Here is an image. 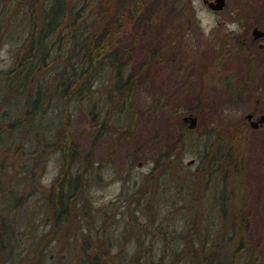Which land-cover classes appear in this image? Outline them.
Listing matches in <instances>:
<instances>
[{
	"label": "rangeland",
	"instance_id": "obj_1",
	"mask_svg": "<svg viewBox=\"0 0 264 264\" xmlns=\"http://www.w3.org/2000/svg\"><path fill=\"white\" fill-rule=\"evenodd\" d=\"M14 1L0 0V6L7 8L10 5L7 20L15 19ZM190 5L193 17L191 30H187V26L181 28V24L187 21L186 17L176 18L175 13L179 11L180 14L182 10H166L167 19L163 22L169 25L167 29L161 30L162 42L153 48L163 47L167 60L154 64V71L149 78L143 76L148 79L140 81L132 108L121 107L125 100L112 99L109 93L104 92L107 88L103 87L107 83L101 81L106 79L105 74H102L95 83L96 91L86 102L72 103V109L67 111L65 108L69 107V103L66 105L63 100L47 106L42 119L46 123H43L40 131L41 137L45 135L46 140L39 154L30 153V143L24 147L21 143L14 144L11 147L13 151L9 153L0 145V163L6 158L8 166L3 190L13 191L10 180L15 185L20 183L21 186H16L15 192L20 193L25 205L20 211L22 220L18 218V221L21 222L20 231L26 233L27 237L12 257L0 258V264L34 263L37 256L33 249L34 242L41 247L39 264H87L82 259L85 256V244L91 242L95 248L97 242L93 236L99 234V230H106L105 234L113 237L112 253L127 256L137 253L143 264H151V244L155 253L164 250L169 254L173 250L174 243L170 244V237L167 236L172 235L169 232L172 229L184 234L187 227L199 229L202 219H205L207 228L213 232L219 231L220 219L215 216L217 206L209 208L212 209V218L206 219V208L209 206L204 203L210 200V195L205 194L207 186L201 185L197 178L200 154L207 143H215L210 139L215 141L218 135L233 136L237 141L239 157L236 160L247 167L248 177L256 182V189H263L264 202V122L255 128L251 119L247 118L252 113V120L258 121L264 115V0H226L221 10L210 8L203 0H190ZM126 7L128 9L130 3L126 2ZM17 11H20V17H26V10L20 5ZM120 11L114 9V14ZM0 17V23L4 24V11ZM7 27L13 29L15 25L9 24ZM255 29L263 31V35H255ZM3 30L0 37V69L5 71L13 64V50L19 38L16 31L9 35L4 27ZM120 31L115 43L130 42L131 34L136 31L139 34L146 33L133 18L125 20ZM154 32H148L145 38L137 41L135 57L130 58L136 65H140L142 55L147 53L148 58L152 57L146 45L150 44H147V39ZM160 97L172 102L170 108L174 113L152 106ZM94 103L99 107L98 110L93 108L95 114L91 112ZM196 108L198 112L193 111ZM156 109L158 113L154 112ZM190 115L197 118L194 128L190 127V119L184 120L185 116ZM118 119L122 120L125 128H121ZM181 123L188 128L189 136L183 147L186 151L182 152L181 163L176 169L178 175L169 181L170 178H165L166 173L161 174L159 168L154 172V180H147L148 173L156 164L154 158L160 149L166 147L167 150L171 146L172 137L180 133ZM58 132H61L62 137L69 133L81 155H86L93 148L95 158L91 174L83 180L86 188L81 192L82 198L87 195L89 201L83 198L85 202L82 205L78 202L79 207H74L70 217L61 221L59 228H54L53 214L45 203L49 189L66 169V161L55 143ZM32 158L37 160L35 168H31L34 178L26 183L23 181L26 174L23 166L27 160L33 162ZM67 166L73 174L77 167L82 168L84 164L74 160L68 162ZM185 174L191 176V190L185 187L179 195ZM150 183L155 189L149 188ZM164 187L167 189L162 197L166 199L162 202L160 191ZM156 189V200L161 201L151 207L147 201L154 193L151 190ZM139 196H142L141 200ZM189 204L192 205L190 209ZM182 213H186V219ZM82 222L85 229L90 224L87 232L83 230ZM161 223L164 225L161 226ZM45 234L46 238L41 239ZM88 234L91 235L87 238ZM185 240L181 236L179 249L184 247ZM119 257L113 263L119 264Z\"/></svg>",
	"mask_w": 264,
	"mask_h": 264
},
{
	"label": "trees",
	"instance_id": "obj_2",
	"mask_svg": "<svg viewBox=\"0 0 264 264\" xmlns=\"http://www.w3.org/2000/svg\"><path fill=\"white\" fill-rule=\"evenodd\" d=\"M126 2L130 3L128 9ZM126 2L123 0H16L14 20H7L10 16V5L7 8L0 6V13L4 11L6 19L4 24L0 23L2 24L0 37L1 33H4V27L6 34L10 35L12 31H16L17 39L19 38L13 50V64L5 71L0 69V145L4 146L6 152H12L11 147L14 144L21 143L24 147L30 143L32 148L30 153L39 154L46 140L45 135L41 137L40 131L43 123H46L42 119L47 112V106L49 107L52 102L60 103V100H63L66 105L69 103V107L65 108L67 111L77 102H86L96 91L95 83L102 74H105L106 79L101 81L107 83L103 87L107 88L104 92L109 93L112 99L125 100V104L121 107L132 108L140 89V81L147 80L151 76L154 64H159L160 60H167L166 52L162 51L163 47L156 50L153 48L162 42L161 30L167 29L169 25L163 22L167 19L166 10L169 8L183 11V14H179V11L175 13L176 18H187V21L181 24L182 29L187 26L186 29L191 30L193 17H191L190 0H126ZM19 5L26 10L27 15L24 18L20 17V11H17ZM114 9L119 11L122 9V12L114 14ZM130 18L135 19L146 33L139 34L136 31L131 34L130 42L115 43L114 41L121 34L120 28L123 22ZM9 24H14L15 28H8ZM153 30L155 34L148 37L147 44L149 42L150 44L146 45L152 57L148 58L146 53L140 57V65H136L135 61L130 59L135 57L137 50L135 45ZM161 98H158L152 106L174 113L175 111H171L170 108L172 102L169 103L166 97ZM93 106L92 113H94L93 108L97 110L99 108L95 103ZM193 111L199 110L196 108ZM154 112L158 113V109ZM117 121L122 122L120 119ZM101 126L102 129L103 125ZM120 126L125 128L122 123ZM179 129L180 133L172 137L171 146L167 150L166 147L160 149V153L154 158L156 164L152 166L150 174L148 173L147 180L148 178L154 180V172L159 168L161 174L166 173L165 178H170L169 181L176 176L178 163L182 160V152L186 151L183 147L186 146L189 136V130L184 123L180 124ZM66 134L62 137L61 132H58L55 142L66 161V169L65 172H61L46 194L45 205H48L53 214L54 228H59L61 221L70 217L75 210L74 207H79L78 202L82 205L84 199L89 201L87 195L82 198L81 192L86 188L83 184L84 178L86 179L94 168L93 148L86 155H81L79 148L73 143L72 136ZM213 140L210 139L215 143L210 145L207 143L200 154L197 178L201 185L207 186L205 194L210 195V200L204 203L209 206L208 209L206 208V219L212 218V209L210 211L209 208L217 206L215 216L216 219H220L219 231L213 232L207 228L205 219H202V224L197 230L187 227L185 235L172 229L169 231L172 235L167 236L170 237V244L174 243L173 250H170L169 254L164 250L155 253L151 244V255H149L153 260L151 264H264V202L261 193L263 189L259 191L256 189V182H252L248 177L247 167L240 165L236 160L239 156L236 151L237 141L233 136L218 135L215 141ZM33 148L36 150L33 151ZM74 160L82 161L84 167H77L71 174L67 164ZM32 161L27 160L23 166V171L26 173L23 181L26 183L34 178L31 168H35L37 160L32 158ZM0 164V204H2L0 258H4L12 257L14 251L21 248L27 237L26 233L20 231L22 220L20 211H23L25 201L19 196L20 193L15 192V189L21 185L19 182L15 185L10 180L9 185L14 187L13 191L7 192L8 189L4 191L2 184L6 176L5 171L8 169L6 158ZM190 177L185 174V179L181 181L179 187V195L184 192L185 187L191 190ZM209 182L214 184L213 188ZM150 184L149 188L155 189L153 183ZM165 189L167 187L160 191L162 202L166 199L162 197ZM151 192L154 193L147 203L155 207L161 200H156L157 189ZM188 196L191 199L190 193ZM141 198L142 196H139V200ZM189 202L192 204L191 200ZM190 204L189 209L192 206ZM173 206H176L174 202ZM183 215L186 219V213ZM81 225L84 231L90 227L89 224L85 229L83 222ZM163 225L161 223V226ZM193 225L196 226L195 223ZM105 233L106 230L105 232L99 230V234H94V240L97 242L95 248L92 247L91 242L85 244V256L82 257L84 262L117 264L113 262L120 256L119 264H143L137 253L130 252L129 256L112 253L113 237ZM47 234L41 239H45ZM90 235L88 234L87 238ZM181 236L186 240L183 243L184 247L179 249ZM33 246L37 256L34 263L29 264H39L42 256L41 247L37 242H34Z\"/></svg>",
	"mask_w": 264,
	"mask_h": 264
},
{
	"label": "water",
	"instance_id": "obj_3",
	"mask_svg": "<svg viewBox=\"0 0 264 264\" xmlns=\"http://www.w3.org/2000/svg\"><path fill=\"white\" fill-rule=\"evenodd\" d=\"M204 3H206L210 8L215 9V10H221L224 8V6L226 5V0H203ZM255 35H263V31H259L258 29H255L254 31ZM253 114L250 113L247 115V118L251 121V124L256 128L259 126V123H263L264 122V115H261L258 118V121H253L252 120ZM190 119L191 124L190 127L194 128L197 125V118L194 115H190V116H185L184 120H188Z\"/></svg>",
	"mask_w": 264,
	"mask_h": 264
}]
</instances>
